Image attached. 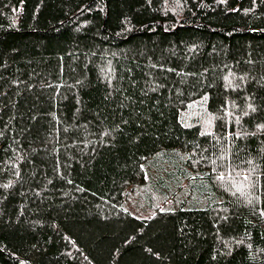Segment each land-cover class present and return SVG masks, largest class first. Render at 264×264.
Returning a JSON list of instances; mask_svg holds the SVG:
<instances>
[{"label":"trees","instance_id":"obj_1","mask_svg":"<svg viewBox=\"0 0 264 264\" xmlns=\"http://www.w3.org/2000/svg\"><path fill=\"white\" fill-rule=\"evenodd\" d=\"M0 264H264V0H0Z\"/></svg>","mask_w":264,"mask_h":264},{"label":"rangeland","instance_id":"obj_2","mask_svg":"<svg viewBox=\"0 0 264 264\" xmlns=\"http://www.w3.org/2000/svg\"><path fill=\"white\" fill-rule=\"evenodd\" d=\"M186 154L189 155L187 152L180 150L162 151L149 159L144 165L146 172L145 184L129 187L126 191V198L128 199L126 208L133 214L147 213L148 215L142 216H152L158 208L162 207L163 201L173 195L170 192H161L158 189L157 180L154 179L153 181L152 175H156L160 169L172 170L171 165L175 160L180 159V157L183 158V155Z\"/></svg>","mask_w":264,"mask_h":264}]
</instances>
